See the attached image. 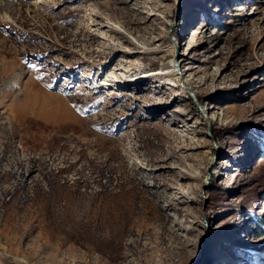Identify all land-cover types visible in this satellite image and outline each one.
<instances>
[{
	"label": "rangeland",
	"instance_id": "374dc122",
	"mask_svg": "<svg viewBox=\"0 0 264 264\" xmlns=\"http://www.w3.org/2000/svg\"><path fill=\"white\" fill-rule=\"evenodd\" d=\"M0 264H264V0H0Z\"/></svg>",
	"mask_w": 264,
	"mask_h": 264
},
{
	"label": "bare ground",
	"instance_id": "6f19581e",
	"mask_svg": "<svg viewBox=\"0 0 264 264\" xmlns=\"http://www.w3.org/2000/svg\"><path fill=\"white\" fill-rule=\"evenodd\" d=\"M150 14H152V12L151 13H149V15ZM149 15L147 16V18L148 19H150L151 17H149ZM151 21H153V19H150ZM109 31H113V32H116V33H118L116 30H114V29H110ZM141 44H143V45H145L146 46V48H144V49H141V50H138L137 51V53H139L140 55H148V54H158V53H162V55H160L159 57H158V59L161 61V63H167L168 65H169V63H171L168 67H166L167 68V70H166V76L167 77H169L170 79H173L174 80V82L175 81H177V79H176V77L179 75L176 71H175V67H176V64L177 65H179L180 66V70H181V72H180V74L181 75H183V76H187L188 74H187V72H188V69H189V67L188 66H184V60L182 59V58H179V59H177L176 61H174V63H173V54H174V49H173V44L172 43H169V41H167L168 43H167V46L165 47V48H167L166 50L165 49H163V44L165 43L164 42V39L162 38V37H160V36H153V37H151L149 40H147V39H145V38H141V40H138ZM148 46H155L154 48H149ZM182 54V53H181ZM180 61V62H179ZM177 62V63H176ZM179 62V63H178ZM173 63V64H172ZM132 69H135L134 67L132 68ZM138 71V70H137ZM160 71H161V69H160ZM149 72H151V71H149ZM153 73H155V74H158L159 72L158 71H156V70H154V71H152ZM163 72V71H162ZM151 73H145L144 75L145 76H141L142 74L140 73V74H138V76L135 78V80L134 81H137V82H141V83H148L149 81L146 79V77H153L154 79H156L158 76H160L161 74L159 73V75L155 78L154 76H152V75H150ZM164 74V73H163ZM188 77V76H187ZM186 77V78H187ZM113 82H114V80H109V82H108V85H113ZM185 82L187 83V79H185ZM189 82V81H188ZM102 84L103 83H99L98 85H97V87L98 88H100V87H102ZM146 87V86H145ZM158 88H156L155 90H158L161 86H157ZM147 88H148V85H147ZM192 88V87H191ZM202 112L203 113H205V112H207L208 111V107H206V106H204V104L202 105ZM172 120L173 119H169V122H171V123H173L172 122ZM180 142L181 143H183V145H184V143L185 142H188V139H187V137H185L184 139H182V140H180ZM190 143V142H189ZM186 146V147H185ZM190 147V148H189ZM189 147L187 146V144L186 145H184V146H181V147H179V151H180V149H184L183 151H187L188 149H191V148H193V147H191L190 145H189ZM195 148V147H194ZM187 173V172H186ZM192 177H194L193 175H191ZM196 177V176H195ZM181 195H183L184 196V194L183 193H181ZM185 197V196H184ZM183 203V202H182ZM172 206V205H171ZM185 228V227H184ZM188 229V228H187Z\"/></svg>",
	"mask_w": 264,
	"mask_h": 264
}]
</instances>
